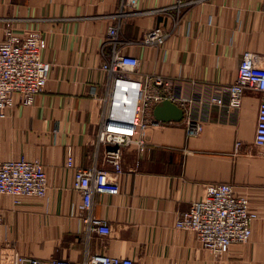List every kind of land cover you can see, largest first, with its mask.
I'll return each mask as SVG.
<instances>
[{"label": "crops", "instance_id": "obj_1", "mask_svg": "<svg viewBox=\"0 0 264 264\" xmlns=\"http://www.w3.org/2000/svg\"><path fill=\"white\" fill-rule=\"evenodd\" d=\"M122 2L0 0V40L7 25L39 31L49 66L33 104H14L0 116V161L38 162L47 178L43 198L0 194V263L25 255L77 264L87 253H103L133 264H264V145L254 144L260 94L248 89L238 108L227 106V88L244 53L264 69V0H138L137 14L116 18ZM110 25H119L121 51L139 62L124 77L140 83L160 77L184 115L149 125L142 152L134 145L123 149L119 193L93 199V212L109 222L111 235L87 239L81 197L65 162L70 149L78 167L93 163L101 102L92 91L98 97L105 92L101 64L110 54ZM151 28L167 34L161 44H145ZM214 97L223 105L212 103ZM187 121L201 130L188 135ZM103 150L97 164L111 170ZM211 183L231 184L246 195L252 215L249 240L218 257L175 227Z\"/></svg>", "mask_w": 264, "mask_h": 264}, {"label": "built area", "instance_id": "obj_2", "mask_svg": "<svg viewBox=\"0 0 264 264\" xmlns=\"http://www.w3.org/2000/svg\"><path fill=\"white\" fill-rule=\"evenodd\" d=\"M138 0H123L116 18L137 14L134 10ZM119 25L107 29V43L110 54L102 62L101 69L106 73L105 92L101 97L96 91L92 96L101 102L100 124L94 141V159L88 168L75 165L70 149L67 150L65 165L73 170L72 188L81 197L79 217L84 235L108 237L111 235L109 222L96 217L93 212V199L96 194L117 195L118 177L122 174L121 158L123 149L134 145L142 152L146 141L145 129L154 122L153 107L164 99L171 100L167 83L160 77H148L144 83L131 81L124 73H132L138 67L136 57L125 54L118 40ZM161 28H151L145 33L146 45H159L166 37ZM46 47L43 35L36 30L16 31L7 25L0 40V116L14 104L28 106L46 85L49 66L42 60ZM260 94L254 144L264 145V69L257 65L255 55L246 52L238 66L235 80L227 88L228 103L238 108L246 90ZM126 98L118 108L119 97ZM131 102H128V101ZM212 103L223 105L219 97ZM201 126L186 122L188 135H195ZM104 146L102 160L112 169L101 168L97 164L100 147ZM236 148L239 143H236ZM47 191V178L43 166L24 158L0 161V194L18 198H43ZM252 215L246 195L237 194L227 183H211L204 186L201 199L193 201L190 207L180 213L175 223L176 229L191 232L201 247L213 256H220L231 244L246 243L251 236ZM0 264H74L68 259H41L16 255L12 261ZM77 264H133L128 257L108 256L103 253H87Z\"/></svg>", "mask_w": 264, "mask_h": 264}, {"label": "water", "instance_id": "obj_3", "mask_svg": "<svg viewBox=\"0 0 264 264\" xmlns=\"http://www.w3.org/2000/svg\"><path fill=\"white\" fill-rule=\"evenodd\" d=\"M121 96L119 97V99ZM153 118L161 122H179L182 120L184 112L181 107L169 99H164L156 104L152 109Z\"/></svg>", "mask_w": 264, "mask_h": 264}, {"label": "bare ground", "instance_id": "obj_4", "mask_svg": "<svg viewBox=\"0 0 264 264\" xmlns=\"http://www.w3.org/2000/svg\"><path fill=\"white\" fill-rule=\"evenodd\" d=\"M118 100H119V101L117 102V103H118L117 105H119L118 108H120V107H122L123 104L125 103L124 101H126V98H124V96H123V97H121V98L118 99ZM128 102H131V101L129 100Z\"/></svg>", "mask_w": 264, "mask_h": 264}, {"label": "rangeland", "instance_id": "obj_5", "mask_svg": "<svg viewBox=\"0 0 264 264\" xmlns=\"http://www.w3.org/2000/svg\"><path fill=\"white\" fill-rule=\"evenodd\" d=\"M132 11L134 12V10H133V9H131V12H132Z\"/></svg>", "mask_w": 264, "mask_h": 264}]
</instances>
